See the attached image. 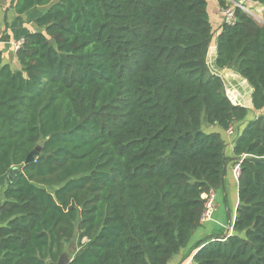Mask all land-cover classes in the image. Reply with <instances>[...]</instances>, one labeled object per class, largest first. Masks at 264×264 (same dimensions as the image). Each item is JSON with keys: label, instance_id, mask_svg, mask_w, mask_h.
I'll return each mask as SVG.
<instances>
[{"label": "trees", "instance_id": "trees-1", "mask_svg": "<svg viewBox=\"0 0 264 264\" xmlns=\"http://www.w3.org/2000/svg\"><path fill=\"white\" fill-rule=\"evenodd\" d=\"M12 2L45 9L20 67L0 60V264L57 263L74 237L69 264H170L188 247L202 195L223 186V132L250 113L210 69L214 41L216 67L247 80L260 114L234 139L246 156L233 233L189 264H264V24L234 6L216 34L208 0Z\"/></svg>", "mask_w": 264, "mask_h": 264}, {"label": "crops", "instance_id": "crops-1", "mask_svg": "<svg viewBox=\"0 0 264 264\" xmlns=\"http://www.w3.org/2000/svg\"><path fill=\"white\" fill-rule=\"evenodd\" d=\"M12 1L13 0H0V60L1 64L8 63L14 69H18L20 65L16 57V50H14V48L12 47L13 43L20 39H24V36L28 32L34 31L36 29L34 19L38 14L42 13L45 7L35 6L26 14L19 15L12 7ZM236 1H245L250 6L258 5L257 3H254L250 0ZM213 7L214 13L216 15V20L221 19V23L219 24L220 31L223 22L220 15V11L222 9L219 6L217 0L214 1ZM216 56V45L213 44L210 46L208 53V65L212 67L210 69H212V71L216 70L217 72H214L219 74L223 78L225 87L228 88L227 90L229 96H233L235 99L234 102L244 105L250 109L247 120L257 117L260 114V111L253 108L251 97L252 87L249 85L246 79H244L233 70L227 68H217L215 65ZM231 79L235 82L234 84ZM243 83L246 85L243 86ZM228 85L232 87L229 88ZM246 121L237 124L234 132L235 134L233 135H229L227 132H223V137L225 138L227 143V162L225 165L223 186L220 190L215 191V210L213 218L211 220L202 222L201 226L193 233L188 247H186L178 255H176L172 259L170 264H182L187 260H190L194 253L193 252L191 254V251L194 250L195 246L198 245V243L202 242L206 238L215 239L227 237L233 233V222L235 220L236 211L239 204V181L233 175V166L237 161V157L233 153L235 143L234 139L244 128L247 123ZM207 131H220V129L216 126H211L207 128ZM3 182V179L0 178V194H2L4 191L5 185L2 184Z\"/></svg>", "mask_w": 264, "mask_h": 264}, {"label": "built area", "instance_id": "built-area-1", "mask_svg": "<svg viewBox=\"0 0 264 264\" xmlns=\"http://www.w3.org/2000/svg\"><path fill=\"white\" fill-rule=\"evenodd\" d=\"M242 9L245 10V6L243 1H238L236 2V5ZM222 14L224 16V20L226 22L232 23L235 20V11H234V7H228L225 9H222ZM24 39H20L18 41H15L13 43L15 49L17 50L23 43ZM227 133L229 135H233L234 133V128L230 127L227 130ZM246 155H243L240 160L236 161V163L233 166V175L235 176L236 179H239L240 173H241V162L242 159L245 157ZM203 198L206 199V204H205V210L203 212L202 215V221H208L211 220L213 218V214H214V210H215V196H216V192L214 190H210L207 193H204ZM234 224V222H233ZM220 240H224L225 237H221L219 238ZM191 260H189L186 264H189Z\"/></svg>", "mask_w": 264, "mask_h": 264}, {"label": "rangeland", "instance_id": "rangeland-1", "mask_svg": "<svg viewBox=\"0 0 264 264\" xmlns=\"http://www.w3.org/2000/svg\"><path fill=\"white\" fill-rule=\"evenodd\" d=\"M215 0H208L209 2V5H208V11L211 15V22L213 24V27H214V31L215 33L217 34L218 31H219V24L221 23V19L220 20H216V15L214 13V7H213V3H214ZM230 2L233 4L232 6L230 7H234L236 5V2L233 1V0H230ZM244 3V6H245V11L249 12L250 15H252L258 23L260 24H264V7L260 6V5H252L250 6L248 3H246L245 1H243ZM220 15H221V18L222 20H224V16L222 14V10L220 11ZM215 34V36H216ZM215 42V41H214ZM213 42V44H215ZM212 44V45H213ZM15 49L14 45L12 46ZM213 49V48H211ZM17 51V50H16ZM15 51V52H16ZM210 61V60H209ZM211 63V62H210ZM210 67V66H209ZM212 68V67H210ZM212 70V69H211ZM217 72L216 70H213V72ZM232 80V79H231ZM233 84L235 83L233 80H232ZM246 85L243 83V86ZM229 86V85H228ZM234 86H237V85H234ZM232 86H229V88H231ZM228 88H226V91L228 93ZM233 97V96H232ZM231 97V98H232ZM233 101H235L234 97L232 98ZM3 185L5 184L4 182L2 183ZM208 239H211V238H206L205 240H208ZM204 240V241H205ZM78 249V243H77V237H74L72 239V241L70 243H67L66 246H65V252H64V255L66 257V260H70V258L75 254V252L77 251Z\"/></svg>", "mask_w": 264, "mask_h": 264}, {"label": "water", "instance_id": "water-1", "mask_svg": "<svg viewBox=\"0 0 264 264\" xmlns=\"http://www.w3.org/2000/svg\"><path fill=\"white\" fill-rule=\"evenodd\" d=\"M235 2H238L236 0H233ZM42 150V146H37L34 150H32L26 157V160H25V164H28L30 162H32L33 160H35L36 156L40 154ZM18 170L17 168H13L10 170L8 176H7V181L10 183L12 177H13V174L16 173ZM54 264H69V261L66 260V257L65 255L63 254L62 257L60 258V260L57 262V263H54Z\"/></svg>", "mask_w": 264, "mask_h": 264}]
</instances>
